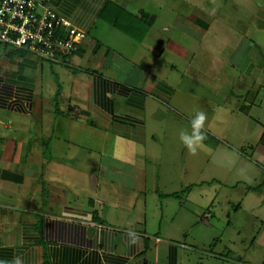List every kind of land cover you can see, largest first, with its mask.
I'll return each mask as SVG.
<instances>
[{
  "label": "crops",
  "instance_id": "0c3cea01",
  "mask_svg": "<svg viewBox=\"0 0 264 264\" xmlns=\"http://www.w3.org/2000/svg\"><path fill=\"white\" fill-rule=\"evenodd\" d=\"M35 1L87 37L0 45V262L264 264V0Z\"/></svg>",
  "mask_w": 264,
  "mask_h": 264
},
{
  "label": "built area",
  "instance_id": "2783aa9c",
  "mask_svg": "<svg viewBox=\"0 0 264 264\" xmlns=\"http://www.w3.org/2000/svg\"><path fill=\"white\" fill-rule=\"evenodd\" d=\"M87 33L35 0H0V45L40 59L72 57Z\"/></svg>",
  "mask_w": 264,
  "mask_h": 264
},
{
  "label": "rangeland",
  "instance_id": "374dc122",
  "mask_svg": "<svg viewBox=\"0 0 264 264\" xmlns=\"http://www.w3.org/2000/svg\"><path fill=\"white\" fill-rule=\"evenodd\" d=\"M217 203V202H216ZM225 204V203H224ZM225 206H230V208H233V206H231V204H225ZM215 212V220H212L210 221L209 220V227L207 229V234H203L202 238L203 239H206V242H201V246L202 248H205L207 250V248L210 249V247L213 245L214 241L217 240V239H223V242H226V239L227 238H233L234 236V227L233 226H224V227H221L222 224H219V222L221 223H225L226 221L224 219L221 218V216H219V213H218V210H213ZM224 215H226V213L224 212ZM218 221V222H217ZM244 230V234L248 235L249 234V231H250V226H249V221L246 222L245 220V226H243ZM264 229H262L263 231ZM208 243V244H207ZM206 244H207V247H206ZM200 249H201V246L198 244L197 245ZM214 252H218L216 249ZM214 253V254H216ZM215 261V260H214ZM239 260L233 258V264H239ZM211 263H214V262H211ZM240 264H246L244 262H241Z\"/></svg>",
  "mask_w": 264,
  "mask_h": 264
},
{
  "label": "clouds",
  "instance_id": "9594fccd",
  "mask_svg": "<svg viewBox=\"0 0 264 264\" xmlns=\"http://www.w3.org/2000/svg\"><path fill=\"white\" fill-rule=\"evenodd\" d=\"M206 120V114L203 111L197 112L196 116L192 121V127L194 132L192 135H188L187 133H181V141L187 146L191 151H195L196 145L203 140V135L199 132V129L203 126L204 121ZM135 238L133 239V243H135ZM2 264V262H0ZM15 264H21V261L17 259Z\"/></svg>",
  "mask_w": 264,
  "mask_h": 264
},
{
  "label": "trees",
  "instance_id": "16d2710c",
  "mask_svg": "<svg viewBox=\"0 0 264 264\" xmlns=\"http://www.w3.org/2000/svg\"><path fill=\"white\" fill-rule=\"evenodd\" d=\"M44 264H49L47 260H45V263Z\"/></svg>",
  "mask_w": 264,
  "mask_h": 264
}]
</instances>
